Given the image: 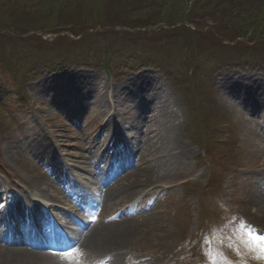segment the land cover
<instances>
[{
	"label": "rangeland",
	"instance_id": "374dc122",
	"mask_svg": "<svg viewBox=\"0 0 264 264\" xmlns=\"http://www.w3.org/2000/svg\"><path fill=\"white\" fill-rule=\"evenodd\" d=\"M230 6H237L236 0H0V46L9 42L7 38L15 39L5 35L8 32L26 42L25 50L40 47L51 49L53 54L66 51L62 54L83 57L88 50L92 61L105 58L110 66L141 59L139 64L152 66L137 65L152 72L145 80L154 82L153 88L161 84L165 90L157 93L175 105L180 122L178 139L190 154L161 167L160 173L167 175L163 179L165 190L151 199L159 208L153 210L152 219L142 230L138 228L140 217L130 222L133 233L119 253L118 264H191L189 258L199 253L195 264H264L256 259L264 228L247 220L240 203L250 188L257 189L255 182H264V137L260 130L264 116L246 113L254 105L246 103L248 96L244 94L245 90L250 93L252 87L248 86L255 85L256 79L264 84V58L248 54L244 58L248 61H237L243 59V51L247 55L248 51L264 50V36L256 32L253 38L232 29ZM4 49H8L5 44ZM230 52L229 58L236 65L232 70H221L220 60ZM4 67L0 66V174L7 181L0 176V210L13 179L29 188L48 184L37 162L47 167L49 154L41 149L37 157H31L30 151L26 154L16 147L5 148L25 144L31 126L38 135L55 133L63 154L75 157L81 154L77 130L93 127L85 114L77 125H64L60 111L69 113L70 109L59 110L61 104L53 103L59 94L54 97L52 92L70 85L88 89L91 83L125 89L128 82H116L117 77L104 65L91 71L75 66L52 73H29L27 77L22 68L14 73L16 66L9 72ZM136 102L118 106L111 121L133 119L136 113L132 107L141 109ZM151 109L157 114L154 107ZM158 121L156 129L163 134ZM156 134L151 133L150 142L159 141ZM247 136L258 137L262 151L255 153ZM154 159L159 158H150L149 163ZM13 192L20 194L16 187ZM146 199L141 198L144 206ZM90 248L66 261L36 257L16 261L10 257L4 264L99 262L102 249ZM113 258L110 255L104 264H114Z\"/></svg>",
	"mask_w": 264,
	"mask_h": 264
},
{
	"label": "bare ground",
	"instance_id": "6f19581e",
	"mask_svg": "<svg viewBox=\"0 0 264 264\" xmlns=\"http://www.w3.org/2000/svg\"><path fill=\"white\" fill-rule=\"evenodd\" d=\"M147 75L152 76L151 72L145 71L135 73V75L127 78L126 80L128 82L124 87L125 89L117 88L112 90L107 88L106 84L104 83H102L101 86H92L91 83V86H89L88 89L84 88L83 85H70L66 88L59 86L58 90L52 92V94H55L54 97L59 94V97L57 98L58 100L56 102L53 101L55 105L61 104L59 110L61 109L65 112L67 109H70V112L76 115H80L84 112L90 111L91 113H87L92 115L96 114L98 116V119L94 122L95 125L101 123L104 124L103 128H98V136L102 137L104 133H107L105 139L102 142L94 141L93 143L86 145L83 149H81L80 147L78 151L81 152L82 156L78 155L77 157H73V159L69 161L68 159H66V157H64V155L61 156V152L59 150V157L56 152L58 143L56 141L57 136H55V133L44 132L41 135H38V133H36L34 131V128H32L31 126L29 128V138L25 144L19 143L17 146L15 144L5 148L11 150V148L14 149L16 147L19 148L18 152H23L26 154L30 151L31 157H37V155L40 153V150L42 149V151H45V155L49 154L50 158L52 157L51 159L53 164L56 162L65 171H77L84 173L82 166L84 164H87L91 159L90 153H100L105 151L107 149L105 143L109 140H112L114 137L119 136L120 142L126 149H128L129 152L133 149V147H137L139 144H141L143 139H146L147 144H143L142 146L143 152L137 162V168L128 175L127 179H125L122 184L111 187L107 191L106 196L102 195L103 211L100 214V220H98V223L95 225H93V223H90L86 226L88 233L82 239V243L85 248L92 249L90 248L91 246H98V250L102 249L100 252V257L108 259L110 255H114V264H118L119 253L123 251V248L125 247L133 232L130 223L131 221L117 223L115 221L107 220L109 218L108 216L112 215L114 210L119 211L120 208H123L125 205L135 203V200L142 195V199L147 197V199L143 201L144 203H147L149 200L154 198L156 194L160 195L165 190L166 186L164 185L166 183H164L163 179H167L166 174L160 173L161 167H166L167 162L170 165L171 162H174L179 158L182 160L183 158L187 157L188 154H190L178 139L177 128L179 127L178 125L180 124V122L178 119V113H176V111L174 110L175 105L172 106V103L168 101L167 98L165 100L160 97L162 96V94H158L157 91L165 90V88L162 87L161 84L157 85V88H153L154 82L145 80ZM255 83V85L248 86L252 87L250 89V93L246 90L244 91V94L248 96V100H246V103L249 102L250 104L254 105L252 106V110H249V115L264 116V101H262L264 97V84H262V80L260 81V79H256ZM98 88H101L102 90L100 91ZM95 90L99 93L96 96L94 93ZM90 92L91 94L93 92L94 96L89 97ZM136 100H138V103L141 104V112L136 113L137 108L133 109L136 113V115L132 117L133 119L126 122L120 121L119 123L113 124L111 118L113 115L115 116L116 108L118 106L121 107L127 103V105L137 103ZM89 103L91 105L88 107ZM67 105L71 106L68 107ZM61 106H67V108H62ZM151 107H154L157 110V114H154ZM145 114V120L147 121L142 125L144 120L143 116ZM76 117L71 118L76 120ZM116 118L117 117H115V119ZM262 118L260 119V121L262 120L261 126H263V138L264 121ZM77 119L81 120V117L79 116L77 117ZM156 119H159L158 123L162 122V131H164L163 134L162 132L159 133L158 129H156ZM110 123H112L113 125H110ZM145 126L148 127L142 130V128H144ZM91 132L92 131L83 129V135H85L84 133H86L88 137L83 140L85 144L88 143L89 138H92V140L99 139V137L94 138L92 134L94 132ZM152 132H157V134L155 135L157 139L160 135L159 141L156 143L150 142V137L148 138V135ZM50 136H52V138L50 140H47V138H49ZM247 137L248 141L250 142L251 148L255 151V153L262 151V148L259 146L258 137ZM83 141H79L81 143L80 145L84 144ZM118 142L119 141H117L116 143ZM43 144L46 146H44ZM86 151L89 154L86 153ZM132 153L133 151L130 154ZM117 157L123 159V155H119ZM150 158L159 159H154L153 164H151L149 163ZM163 159L166 160L164 161ZM174 176H177V174ZM262 178L264 179V177ZM103 182L104 181L102 180H99V182L96 181L95 187H92L95 191L98 192L97 198L100 197L99 193L103 191ZM39 184L40 182L38 183V185ZM255 186H257V189L255 190L253 188H250L251 190L248 191L244 199L240 202L242 203V214L244 213L247 220H249V222L251 221V223L255 224V226L264 228V182H255ZM147 187H150V189H147ZM51 189L52 188L50 187L37 186L35 189L36 193L32 194L31 199L26 197L21 198V203L25 202V210L29 212L27 209L29 207L32 209L35 206H33V203H48L49 200L60 202L58 193ZM79 189L82 193H84V195L89 194L86 188L80 186ZM37 193H39L41 197ZM118 196H120L119 202L116 201L118 199ZM97 198H94L95 202L98 200ZM147 206L150 207V209H144L141 207L140 213L138 215H135L133 218L137 220L139 218L138 216L142 214V224L140 225V227H138L140 228L139 230H142L144 226L148 225V219H152L153 210L156 207L159 208L158 205H156V202H154V205ZM15 209L16 208H14V210ZM49 209L54 210L53 207ZM32 211H30V213ZM70 211L72 212V210ZM7 218L19 219V216L17 215V213L11 212L7 215ZM69 218L73 223H76V221L78 222V220H75L72 215ZM44 224L45 223H43L42 225L44 226ZM1 240H3V238H1L0 241ZM1 250L2 252H0V264L6 263V261L10 259V257L14 258L15 260L17 258L20 261H29L28 258H32V260H34L35 258V256H33L34 254L32 255L30 254V252L24 250L20 251L15 247H12L11 249H0V251Z\"/></svg>",
	"mask_w": 264,
	"mask_h": 264
},
{
	"label": "trees",
	"instance_id": "16d2710c",
	"mask_svg": "<svg viewBox=\"0 0 264 264\" xmlns=\"http://www.w3.org/2000/svg\"><path fill=\"white\" fill-rule=\"evenodd\" d=\"M236 2L237 6H230L229 8V11L232 10L231 13L229 12L228 16L232 21V29L235 31H241L244 35L253 38L255 37L256 32H260V35L264 36V0H236ZM5 35L18 39L7 38L9 42H5L3 43V46H0V66H6L4 68L8 72L15 66L16 68L13 69L14 73L20 68H22V71H26V69L29 68H33L34 70H37V68L40 67L46 68L48 65H53V62H58L59 60L63 61L62 64H69L66 56L62 54L64 52L57 51L53 54L51 49H42L40 47L36 48V51L25 50L26 42L24 40L16 38L8 32ZM13 40L15 42L11 43ZM4 44L8 46V49H4ZM15 49L18 50V52ZM50 51L53 55L50 54ZM89 53L88 50L83 52L84 55ZM17 61H20L21 63L19 64Z\"/></svg>",
	"mask_w": 264,
	"mask_h": 264
},
{
	"label": "snow or ice",
	"instance_id": "6c2138e0",
	"mask_svg": "<svg viewBox=\"0 0 264 264\" xmlns=\"http://www.w3.org/2000/svg\"><path fill=\"white\" fill-rule=\"evenodd\" d=\"M256 251L258 253L256 259L264 261V238H262L261 242L257 244Z\"/></svg>",
	"mask_w": 264,
	"mask_h": 264
}]
</instances>
